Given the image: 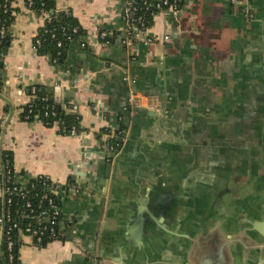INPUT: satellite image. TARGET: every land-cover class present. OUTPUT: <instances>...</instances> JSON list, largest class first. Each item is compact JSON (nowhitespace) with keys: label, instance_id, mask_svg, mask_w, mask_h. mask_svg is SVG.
Here are the masks:
<instances>
[{"label":"crops","instance_id":"obj_1","mask_svg":"<svg viewBox=\"0 0 264 264\" xmlns=\"http://www.w3.org/2000/svg\"><path fill=\"white\" fill-rule=\"evenodd\" d=\"M177 1L154 14L152 42L128 46L126 0H56L85 30L62 62L37 53L44 22L12 1L0 149L12 153L20 189L41 177L69 184L57 192L61 236L38 245L22 233L20 264H201V219L254 210L264 186V0H249L252 17L232 0ZM35 85L72 104L84 131L24 120ZM121 126L124 145L108 148L113 133L102 130Z\"/></svg>","mask_w":264,"mask_h":264},{"label":"trees","instance_id":"obj_2","mask_svg":"<svg viewBox=\"0 0 264 264\" xmlns=\"http://www.w3.org/2000/svg\"><path fill=\"white\" fill-rule=\"evenodd\" d=\"M13 0H0V31L5 29L4 36L0 33V73L4 67V56L6 50L8 49L11 42V31L10 26L14 20V9L12 8ZM28 4L29 1L32 3V8L39 13L40 10H46L51 16V22L46 23L38 32L34 39V46L37 53L40 55H50L57 62H62L66 56L69 46L80 40L83 35H85V30L80 26L78 20L72 14L70 10H59L56 5V0H25ZM143 0H136L137 4H141ZM158 1V0H153ZM173 1V0H170ZM179 5V2L177 1ZM158 11L152 8L150 11L144 12L148 19L150 20V25L152 23L153 15ZM77 28V32H73V29ZM71 36L72 39L67 37ZM61 41V46L58 43ZM2 83V78H0V86ZM35 91H32V87H29L27 92L30 96H33L30 105H25L21 117L24 120H36L39 119L43 121L46 125H58L59 129L64 134L71 133L73 127L76 128L77 132L80 133L84 131L81 126V115L77 112L74 106L70 103H56L53 100L54 95L42 88L40 85H35ZM124 126L118 129L111 130L105 128L102 133H113V137L108 140V148L116 150L118 149V144L121 142L123 135L120 133ZM1 130V127H0ZM101 133V134H102ZM100 138V134L98 135ZM0 164L4 166V171L7 168L12 170V181L6 183V177L4 175L0 176V188L6 186H13L15 184V172L13 169V157L12 153L7 150L0 149ZM5 183V184H4ZM71 184V183H70ZM69 185V184H68ZM68 185H60L57 192L61 189H67ZM54 183L45 177L33 179L26 189L21 190L18 193L12 195V204L9 207V212L12 217L11 222L6 223L8 228L14 222L19 223L18 228L13 230V238L15 240V245L11 251L8 250L6 238L3 239V243H0V264H11L10 256H13L12 264H20L19 259V244L20 235L23 229L29 222L35 223L33 215H35L37 210V205L42 194L45 192L51 193ZM21 192L26 194V198H22ZM57 204L60 206L58 201V193L52 194ZM7 198V196H6ZM5 198V201H6ZM31 200L33 208H35V213L31 214L29 209L25 207L26 200ZM5 206L3 203V196L0 195V210ZM8 207V205H7ZM59 232L57 236L53 239L59 238L61 235L60 225L58 226ZM51 237H46L40 245H45Z\"/></svg>","mask_w":264,"mask_h":264},{"label":"built area","instance_id":"obj_3","mask_svg":"<svg viewBox=\"0 0 264 264\" xmlns=\"http://www.w3.org/2000/svg\"><path fill=\"white\" fill-rule=\"evenodd\" d=\"M232 2L240 7L245 9V12L248 16L252 17L250 12L249 0H232ZM28 6L32 8V3L29 1ZM177 0H143L141 4H137L136 0H126V5L123 10L122 18L125 22L126 38L124 43L128 46L134 44L139 36H144L143 43H150L152 39L147 35L148 29L150 28V20L144 12L150 11L152 8L155 10H160L164 8H176ZM151 14L154 16V11H151ZM40 18L43 20V26L51 22L50 14L42 9L38 13ZM73 32H77V28L73 29ZM1 35L4 36L5 29L0 31ZM102 38H107L108 35L106 32H100ZM72 39L71 36L67 37ZM82 45H84L82 43ZM58 46H61V41L58 43ZM1 78V73H0ZM124 80L128 83L129 86V106L136 107L139 105V90L136 87V80L130 73H127L124 77ZM35 91V89H33ZM33 96L31 97L28 105L31 104ZM81 133V132H80ZM76 128L73 127L70 135H78ZM120 133L123 135L121 142L118 144V147H122L125 142V130H121ZM4 175L6 177V183L12 181V170L7 168V171H4V166L0 164V176ZM54 187L51 190V193L45 192L41 195L37 210L38 212L33 215L35 223L29 222L26 227L23 229V234L30 235L35 242L40 245L46 237L55 238L59 232L58 226L63 217L62 209L55 201L52 194H56L60 184L54 183ZM21 190L18 185L15 183L13 186H6L3 189L5 196H7L5 201V206L0 210V228H2L3 236L6 238L8 250L11 251L15 245V240L13 238V230L18 228L19 223L14 222L8 228L6 227L7 222L12 221V217L9 212V207L12 204V195L18 193ZM22 198H26V194L21 192ZM8 205V207H7ZM25 207L29 209L31 214L35 213V208L32 206L31 200H26ZM13 256H10V261L12 264Z\"/></svg>","mask_w":264,"mask_h":264},{"label":"flooded vegetation","instance_id":"obj_4","mask_svg":"<svg viewBox=\"0 0 264 264\" xmlns=\"http://www.w3.org/2000/svg\"><path fill=\"white\" fill-rule=\"evenodd\" d=\"M259 198L254 210L246 203L247 210L223 209L218 216L201 219V259L211 264H264V186Z\"/></svg>","mask_w":264,"mask_h":264},{"label":"water","instance_id":"obj_5","mask_svg":"<svg viewBox=\"0 0 264 264\" xmlns=\"http://www.w3.org/2000/svg\"><path fill=\"white\" fill-rule=\"evenodd\" d=\"M53 100L56 103H60L61 102V100L58 98V96L56 94L54 95ZM105 166H106V169H107L106 177L108 178L110 176V170L112 168V163L111 162H105ZM5 198H6L5 192H3V203H5ZM262 225L264 226V223ZM2 234H3V231H2ZM3 239H4V236H2L1 244L3 243ZM201 264H211V261L208 260V259H206V260L201 259Z\"/></svg>","mask_w":264,"mask_h":264}]
</instances>
